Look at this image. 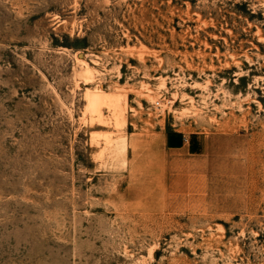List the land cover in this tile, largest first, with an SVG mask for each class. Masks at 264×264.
<instances>
[{
    "label": "rangeland",
    "instance_id": "rangeland-1",
    "mask_svg": "<svg viewBox=\"0 0 264 264\" xmlns=\"http://www.w3.org/2000/svg\"><path fill=\"white\" fill-rule=\"evenodd\" d=\"M0 264H264V0H0Z\"/></svg>",
    "mask_w": 264,
    "mask_h": 264
},
{
    "label": "bare ground",
    "instance_id": "bare-ground-1",
    "mask_svg": "<svg viewBox=\"0 0 264 264\" xmlns=\"http://www.w3.org/2000/svg\"><path fill=\"white\" fill-rule=\"evenodd\" d=\"M85 72L88 74L89 69L85 68ZM86 97L88 100L86 111H88L92 119L98 120L100 122L103 121L101 109H103L102 107L105 106L111 112L110 117L113 118L112 120H114L113 123L115 124V126L117 128H123L125 126V117H124L125 110L122 106L118 105V102L115 99L107 95H103V93L99 90L92 92L87 91ZM104 111L105 110H103V112ZM103 140L105 143V146L103 147V151L106 153V155L114 156L116 159L120 161V163L125 165L127 158L126 156L127 137L125 136V134L119 135L114 140H112L108 136H103Z\"/></svg>",
    "mask_w": 264,
    "mask_h": 264
}]
</instances>
